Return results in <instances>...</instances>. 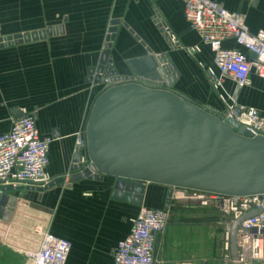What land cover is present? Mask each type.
<instances>
[{"label": "crops", "instance_id": "crops-1", "mask_svg": "<svg viewBox=\"0 0 264 264\" xmlns=\"http://www.w3.org/2000/svg\"><path fill=\"white\" fill-rule=\"evenodd\" d=\"M214 1L242 14L250 32H264V0ZM155 17L174 34L177 47L164 40ZM0 38V134L11 129L16 111L33 112L40 136L52 139L47 171L52 182L62 180L48 189L18 184L1 190L0 264H27L41 244L38 230L71 243L66 264H114V248L140 206L165 208L170 188L146 184L140 206L113 198L117 179L110 176L64 188L62 178L76 172L77 135L104 89L87 82L89 70L107 51L116 75L162 80L156 60L167 54L177 72L171 88L220 115L225 106L209 91L200 66H212L211 51L186 21L180 0H0ZM194 45L200 52L189 56L184 48ZM224 46L244 52L232 41ZM224 79L220 93L229 102L264 113V79L254 71L246 87Z\"/></svg>", "mask_w": 264, "mask_h": 264}, {"label": "water", "instance_id": "water-1", "mask_svg": "<svg viewBox=\"0 0 264 264\" xmlns=\"http://www.w3.org/2000/svg\"><path fill=\"white\" fill-rule=\"evenodd\" d=\"M158 28L169 42L160 24ZM156 62L162 80H150V84L116 75L107 51L90 68L87 82L105 83V87L92 103L82 134L84 154L78 152L76 172L64 188L110 176L117 179L113 198L138 206L146 184L169 187L167 198L172 187L231 196L264 193V137H252L243 128L235 132L232 120L224 122L218 114L174 91L171 87L177 72L169 56L159 55ZM238 92L236 87L234 95ZM21 115L16 111L14 119ZM61 181L45 188L61 185ZM256 213L244 215L232 225L234 258L236 226Z\"/></svg>", "mask_w": 264, "mask_h": 264}, {"label": "built area", "instance_id": "built-area-1", "mask_svg": "<svg viewBox=\"0 0 264 264\" xmlns=\"http://www.w3.org/2000/svg\"><path fill=\"white\" fill-rule=\"evenodd\" d=\"M180 1L186 21L212 53V66H200L214 90L219 86L217 74L221 78L229 77L239 87L250 84L252 71L264 79V32H250L242 14L230 12L214 0ZM155 18L171 45L177 47L174 34L158 17ZM227 41L234 42L245 53L225 47ZM184 50L189 56L200 52L198 45ZM251 54L255 58H251ZM149 81L143 80V83L150 84ZM218 98L225 106V112L218 115L224 122L232 120L236 124V127H232L235 132L243 128L252 137H264V113L253 107L229 103L220 94ZM236 109L238 114H234ZM21 112L19 118L13 119L11 129L0 134V192L3 188L18 184L45 186L53 180L47 171L52 139L40 136L33 112ZM83 133L77 135L76 156L79 151L81 155L84 154L81 149ZM70 175L62 178L64 182L68 181ZM178 202L212 208L226 216L220 264H264V193L231 196L177 187L171 188L165 208L140 206L131 220L128 235L114 248V264H156L157 242L167 226L170 206ZM254 212L257 213L236 226L234 258L231 252L232 225L242 216ZM71 248L68 240L45 232L39 249L28 255L27 264H66Z\"/></svg>", "mask_w": 264, "mask_h": 264}, {"label": "rangeland", "instance_id": "rangeland-1", "mask_svg": "<svg viewBox=\"0 0 264 264\" xmlns=\"http://www.w3.org/2000/svg\"><path fill=\"white\" fill-rule=\"evenodd\" d=\"M206 79L209 91L229 102V98L220 93L226 80L217 75L219 86L214 90L207 75ZM226 219L215 209L195 204L178 202L170 206L167 226L156 247V264H220ZM37 232L42 240L48 231Z\"/></svg>", "mask_w": 264, "mask_h": 264}]
</instances>
